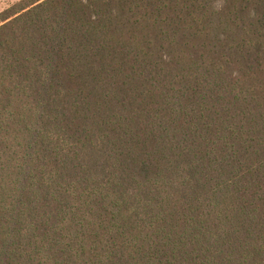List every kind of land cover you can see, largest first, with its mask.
<instances>
[{"label":"trees","instance_id":"1","mask_svg":"<svg viewBox=\"0 0 264 264\" xmlns=\"http://www.w3.org/2000/svg\"><path fill=\"white\" fill-rule=\"evenodd\" d=\"M0 264H264V0L1 11Z\"/></svg>","mask_w":264,"mask_h":264},{"label":"rangeland","instance_id":"2","mask_svg":"<svg viewBox=\"0 0 264 264\" xmlns=\"http://www.w3.org/2000/svg\"><path fill=\"white\" fill-rule=\"evenodd\" d=\"M20 0H0V12L9 8L13 4L19 2Z\"/></svg>","mask_w":264,"mask_h":264}]
</instances>
